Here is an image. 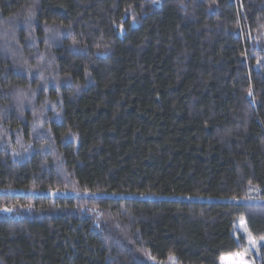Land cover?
<instances>
[{"label": "trees", "instance_id": "obj_1", "mask_svg": "<svg viewBox=\"0 0 264 264\" xmlns=\"http://www.w3.org/2000/svg\"><path fill=\"white\" fill-rule=\"evenodd\" d=\"M243 224L264 0H0V264H219Z\"/></svg>", "mask_w": 264, "mask_h": 264}, {"label": "rangeland", "instance_id": "obj_2", "mask_svg": "<svg viewBox=\"0 0 264 264\" xmlns=\"http://www.w3.org/2000/svg\"><path fill=\"white\" fill-rule=\"evenodd\" d=\"M5 193H16V194H25V193H35L32 191H25L19 189H5L1 192ZM50 195H66L68 192L64 191H48L46 192ZM259 202V201H257ZM241 230L244 234H247V245L242 251L236 253L227 254L222 256L219 264H258L262 261L261 249L264 247V238L256 239L248 231L245 224L241 225Z\"/></svg>", "mask_w": 264, "mask_h": 264}]
</instances>
